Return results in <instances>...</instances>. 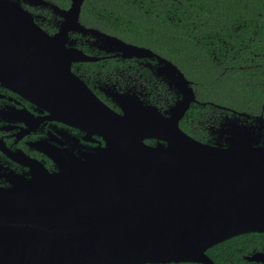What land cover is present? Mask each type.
Segmentation results:
<instances>
[{"label":"water","instance_id":"95a60500","mask_svg":"<svg viewBox=\"0 0 264 264\" xmlns=\"http://www.w3.org/2000/svg\"><path fill=\"white\" fill-rule=\"evenodd\" d=\"M82 2L71 0L67 9L50 4L65 10L67 20L37 45L32 37L39 40V32L30 36L17 18L19 2L0 0V40L56 47L68 29L86 31L125 53L155 56L180 98L166 117L131 107L119 114L81 87L55 82L61 97L70 99L57 111L94 127L105 143L83 159L61 162L57 171L40 167L0 188V264H213L206 251L214 244L264 232L263 114L214 104L228 114L205 141L191 137L178 122L197 101L192 82L149 48L81 25ZM48 57L46 67L68 75V60ZM60 63L66 68L59 70ZM149 138L156 141L148 144Z\"/></svg>","mask_w":264,"mask_h":264},{"label":"flooded vegetation","instance_id":"af4514ba","mask_svg":"<svg viewBox=\"0 0 264 264\" xmlns=\"http://www.w3.org/2000/svg\"><path fill=\"white\" fill-rule=\"evenodd\" d=\"M15 1L23 9L16 10L17 18L30 27V36L39 32V40L32 37L37 45L38 41L44 43L46 37L59 33L67 20L63 15L65 10H54L50 4L61 9H67L71 4V0L66 5L53 0H42V3ZM176 1L181 3V0ZM230 2L243 10H256L258 16L264 17V12L260 11L264 10V0H258L257 4H248L247 0ZM79 22L86 28L104 32L82 23L80 15ZM66 34V38L57 40L56 47L40 44L41 47L36 49L20 47L13 40L6 45V40H0V188L12 186L19 177L30 178L40 167L49 172L57 171L61 162L71 157L83 159L85 153L104 145L103 137L94 127L76 123L69 115L57 111L68 108L70 99L66 95L61 97L60 91L55 90V82L73 83L119 114L123 113L122 108L131 107L148 109L155 115L166 117L170 107L180 98L167 81L166 66L155 56L125 53L116 45L82 30L68 29ZM61 35L63 38L64 33ZM36 51L41 55L30 54ZM71 51L73 54L67 55ZM46 53L49 61L55 56L68 60V75L64 78L56 76L55 66L48 64L46 67ZM60 64L56 66L59 70L66 68V64ZM191 85L196 94L193 82ZM196 100L190 104L178 126L191 137L205 141L210 137L211 128L218 126L228 112L200 101L197 94ZM200 108L206 109L201 114L207 117L201 121ZM155 141L154 138L145 139L148 144ZM206 254L213 264H264V232L234 235L208 248Z\"/></svg>","mask_w":264,"mask_h":264},{"label":"trees","instance_id":"16d2710c","mask_svg":"<svg viewBox=\"0 0 264 264\" xmlns=\"http://www.w3.org/2000/svg\"><path fill=\"white\" fill-rule=\"evenodd\" d=\"M256 13L230 0H84L80 21L166 57L200 101L264 116V17Z\"/></svg>","mask_w":264,"mask_h":264}]
</instances>
